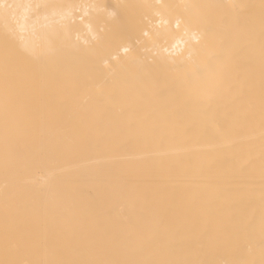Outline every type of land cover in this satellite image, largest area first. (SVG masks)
Returning <instances> with one entry per match:
<instances>
[{"label": "bare ground", "instance_id": "6f19581e", "mask_svg": "<svg viewBox=\"0 0 264 264\" xmlns=\"http://www.w3.org/2000/svg\"><path fill=\"white\" fill-rule=\"evenodd\" d=\"M0 264H264V0H0Z\"/></svg>", "mask_w": 264, "mask_h": 264}]
</instances>
